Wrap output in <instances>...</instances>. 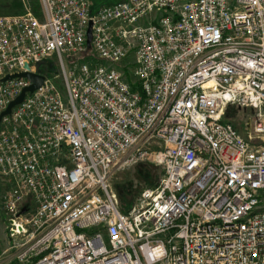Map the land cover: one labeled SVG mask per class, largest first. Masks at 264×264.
<instances>
[{
	"label": "built area",
	"instance_id": "2783aa9c",
	"mask_svg": "<svg viewBox=\"0 0 264 264\" xmlns=\"http://www.w3.org/2000/svg\"><path fill=\"white\" fill-rule=\"evenodd\" d=\"M20 1L0 114L31 84L5 77L44 81L0 121L7 264H264V0ZM141 164L161 176L123 209L112 180Z\"/></svg>",
	"mask_w": 264,
	"mask_h": 264
},
{
	"label": "rangeland",
	"instance_id": "374dc122",
	"mask_svg": "<svg viewBox=\"0 0 264 264\" xmlns=\"http://www.w3.org/2000/svg\"><path fill=\"white\" fill-rule=\"evenodd\" d=\"M121 0H90L91 2V13H94L99 7L104 5H112ZM26 7L39 19L40 17V6L39 0H25ZM25 11L24 6L20 0H0V16H14L21 15ZM81 59V58H75ZM50 64L49 73L53 75L58 74L57 67L52 61H48ZM46 64V63H43ZM42 65V64H40ZM42 68H45L42 67ZM55 81L59 83V78L56 76ZM228 121L238 131L243 138H249L250 134L247 130V123L249 119L254 116L253 111H243L235 107H229L226 113ZM161 176V169L153 165H136L130 168H126L116 174L112 180V185L120 196V202L123 209H130L132 203L139 196L142 190L145 188H151L158 183ZM8 248V241L5 237V231L3 226L0 224V264H7L9 262L10 252L3 254ZM8 258L6 259V257Z\"/></svg>",
	"mask_w": 264,
	"mask_h": 264
},
{
	"label": "water",
	"instance_id": "95a60500",
	"mask_svg": "<svg viewBox=\"0 0 264 264\" xmlns=\"http://www.w3.org/2000/svg\"><path fill=\"white\" fill-rule=\"evenodd\" d=\"M90 42H91V24L88 25L87 31H86V46L87 49H90ZM27 69V66L25 67ZM14 78H26L31 84L30 86L23 89L21 94L12 102H10L4 112L0 114V121L2 117H5L10 114L11 110L16 107L17 105L21 104L24 100V97L26 93H33L35 90H37L43 83L44 77L29 73H21L13 76H7L2 81L5 82L7 80H11ZM25 210L23 209L21 213H24Z\"/></svg>",
	"mask_w": 264,
	"mask_h": 264
},
{
	"label": "trees",
	"instance_id": "16d2710c",
	"mask_svg": "<svg viewBox=\"0 0 264 264\" xmlns=\"http://www.w3.org/2000/svg\"><path fill=\"white\" fill-rule=\"evenodd\" d=\"M43 63H46V64H43ZM42 63V65H38V67H37V69L40 71L41 69H42V67H48V71H49V69H50V64H48V63H51V62H48V61H46V62H43ZM223 122H229L228 121V119H227V115L225 114V116H224V118H223ZM119 196V195H118ZM120 197V196H119Z\"/></svg>",
	"mask_w": 264,
	"mask_h": 264
}]
</instances>
